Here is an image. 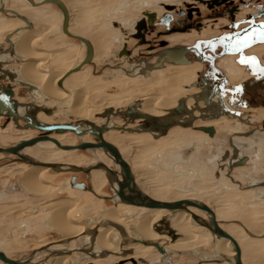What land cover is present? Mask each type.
Wrapping results in <instances>:
<instances>
[{
	"label": "bare ground",
	"instance_id": "1",
	"mask_svg": "<svg viewBox=\"0 0 264 264\" xmlns=\"http://www.w3.org/2000/svg\"><path fill=\"white\" fill-rule=\"evenodd\" d=\"M34 1L36 3H41L44 0ZM87 1L89 0H62V2L68 8L70 14V33L88 39L92 43V46L94 48V56H99L100 58L104 56L102 44H97V42L91 39L90 36L88 37L87 35L83 34L85 20H82L81 17L87 15L89 16L91 13H94L98 9L92 6H86L85 3H87ZM47 5L53 4H46L40 7H47ZM31 7L33 6L28 0H0V13L4 12L3 14L12 15V17L15 18L5 20L0 23V35L3 30H9V32L6 34V36L8 37V35H10L12 32L18 29H22L10 39V42L13 43V48L11 49V45L6 43L5 39V43L3 45H9L10 47L7 49H2V52L0 51V65H2L5 70H8L7 68H5V66L11 67L8 62L9 60H13V63H19L18 67L11 68V70L13 71L11 72L16 76L14 82L12 83L17 84L18 86H27L30 89L29 92L31 101L25 104L29 106L19 107L20 117L25 116L26 113L30 111L34 106H38L41 108V111L37 114L36 118L39 122L45 124L78 123L82 130L90 129V126L87 124V122L95 124L99 127L106 126L109 130L104 133L103 137L105 141L116 146L120 150L123 158L128 162L132 169L133 178L136 185L146 196L159 201L173 202L189 198L190 200L196 199L195 201L204 203L215 212L216 220L220 224L222 229H224L228 234H230L238 241L243 254L244 246H246V240L242 238V230L240 228L238 229L236 226L225 228L221 224L222 221H226L230 217L232 209H228L226 205H222L220 206V208L218 206V208L213 207L214 205L212 203V200L203 194L198 197H185V195H182L179 192H174L171 188L172 185L162 186L152 182L153 180L150 181V177H153L154 173L148 170H142V165L147 161L146 158L149 157V154L152 151H161L162 149H171V151L169 154L167 153L170 163H167L163 166L159 165L161 166V168H164L168 171H174V167L178 164L190 166L191 158L193 156H198L196 150L197 148H199V145L196 142H192L187 143L179 148V146L177 145L178 141L181 140L182 137H187V140L195 138L196 141L200 142L203 134L197 130L193 131L194 129L190 130V128H192L193 125L195 128H199L213 125L214 123H217L219 125L217 128L221 134L226 131L224 133L225 135L223 136L224 140H226L228 139L226 135H234L238 131H243L246 129V126L244 124H241L240 122H234V126L229 125L230 119H233L231 118V116H233L234 118H238L235 115L237 112L230 111L228 108L223 106L219 107V105L223 104L222 102L221 104L220 102H217V100H214L212 102V100L210 99L211 92L209 90H205L203 92H200L198 90H190L188 92L191 98H188L187 100L182 99L181 101H179L181 98H185V96L188 94L178 97L176 95V92L178 91L176 90V87L177 85L187 84V81H191L194 78L193 76H195V70L197 69L195 67L168 68L165 70L159 69V72H163L165 74L162 79L165 83L164 86L159 85L160 83L158 84V81L155 80L150 82L148 81V83L134 84L137 86L133 89L128 90L122 85L126 84L127 82H129V80L134 78L121 76L119 78L121 80L123 79V82L120 81V84L118 83L114 85L116 89H119V91L121 88V92L117 94H98L101 93L105 84L101 81H93L94 83L92 82V84L90 85L80 86L81 84L77 82L78 78L76 77V79L74 77L81 71H83V69L85 70L91 65L85 66L81 71L73 73L65 79V75L73 69L77 68L85 58L82 61L78 60L74 65H71V62L74 59H77L79 55V50L74 46L52 51H46L37 48V44L42 41L45 34L49 33L51 29H53V25L61 26V32L63 33V14L59 9L61 12V21L53 22L54 19L51 16L41 14L37 15L33 13L28 14L27 12H25V9H29ZM72 12L79 13L72 14ZM14 13L16 15H14ZM19 15L27 20V22L32 26V29H28L29 26L25 21L21 20L18 17ZM72 16H77V18ZM138 18L141 17L137 16V18H134V20L131 21V26L134 25L135 21ZM43 23H47L48 25L52 26L50 28L42 27ZM61 32L59 33L61 34ZM116 39L118 40V42H120V44L123 41L122 37H117ZM3 45L1 46L4 47ZM82 46L86 48L84 44H82ZM256 52L257 54L263 53L264 47L257 49ZM93 60L95 63V58H93ZM226 62H228V59L227 61L225 60V62L221 64V66L226 70L229 79H231V82H238L240 80L238 76L241 70L238 67V69H236L233 66H227ZM44 68L47 70L46 72L44 71ZM159 72L153 71L154 74H158ZM139 74L144 75L145 71H140ZM188 75H191L190 80L188 79ZM180 78L181 80L179 81ZM77 83H79L78 86ZM74 85L78 87L77 90L75 88H71L74 87ZM16 89H18V87ZM198 93H202L204 97H208L209 101L201 98V96H192L197 95ZM135 94L140 95V97L137 96L135 101L133 102L138 103L136 108L141 114L155 118H165L171 116L174 121H179L182 123H189L190 121H193V125L191 127H172V130L169 129L170 132L168 131L165 136H161L156 132H147L144 130H140L142 129V120L128 122L127 119L117 116L119 112L124 110H121L120 108H124L127 104V102L125 103L126 97H129L130 95L134 96ZM205 94H207L208 96H205ZM177 103L178 105L181 104L182 108L179 109L178 112L170 114L171 110L174 109L173 107H175ZM205 107H208V109H211V111L213 110L217 112L220 110V112L216 116H207L203 113V109ZM109 108L114 109L113 115L108 119L101 118V113ZM44 111H49V113H45ZM257 112L260 114V116L264 115V109H259L257 110ZM96 116L99 118L95 119ZM52 117L55 119V121L58 122L49 120ZM65 118H68L69 122H67ZM239 120L244 122L242 119V115L241 119ZM19 124L21 125L20 121ZM246 125L251 126L248 123H246ZM114 128H125L126 130L122 131ZM30 130L32 129L25 130L26 132L24 133H30ZM32 131L36 132L37 134H41L36 130ZM65 135H68V133H54L51 134L50 137L52 139L58 140L63 146H75L72 143H62L60 138ZM199 136L200 139L198 140ZM129 137L131 138L127 139ZM78 138H80L81 143L95 142V138L92 135H86L82 137L78 136ZM3 139L14 138L3 136ZM30 139L31 137L23 138L21 140H18L17 142L20 143L22 141ZM84 139L86 140L84 141ZM209 142L203 140L202 144H206ZM234 143L236 146L230 145L231 149L233 150L232 159H229L230 153L229 151H227L223 159L226 164L220 169L212 165L217 156H215V159H209L207 161L209 162V164L206 168V173L213 174L214 178H216L214 182H217L219 186L226 188L228 195L223 196L225 198H223V202L226 201L234 203L233 206H239L244 203L247 206V209L243 210L244 212L240 211V214L244 213V216H246V214H249L252 217V215L257 214L256 209L259 207L258 204L264 202V182L263 180H260V176H257L255 174V172H259L260 169H258L257 166H255L253 174L250 176L248 173L246 175L241 174L239 176V179L235 176L238 182H236L232 178L231 174L233 170L238 167L236 166L238 159H246L243 157L244 155L239 154V151L236 147L240 146L241 143H246L248 146H250L254 144V141L249 137H247V139L236 137V139L234 138ZM132 145H136V147L132 148ZM234 150H236L238 153V156H236L237 159H233ZM71 152L74 151H63L59 149L54 143L49 141L39 142L33 146L23 149L19 154L20 158H23L24 160L23 162H21V164H26L27 166L21 172L22 178L20 181V187H22V191L31 192V194L33 193L46 195L59 189L57 185L46 180L47 175H56L62 172L81 173L79 171H76V168H78L79 166H76L75 163L48 161L56 153L64 154ZM84 152L89 153L92 158L79 157V164L84 165V167L81 168L91 169L96 165H104L105 167H108L116 172V175H113L108 172L105 167L101 169L90 170L89 174H87L89 187L85 192L90 191L95 196L100 198V195L98 193H100L101 190L109 183L110 189L113 191L114 196L109 198H101L111 200L114 203V206L112 208L103 209L97 216L91 219V221L98 219L96 221L97 228L93 230V227L92 229L89 227V229H86V226L83 223L76 222L72 218V214L78 203L77 201L71 200L70 197H64L56 199L52 203H48L47 210L51 213L49 224L55 229V231L61 233V235L65 238V244L62 245L65 247L55 248L54 250L52 248L55 245L47 247L34 253L28 259L20 261L22 264H33L32 262H34L36 258H38L40 255H43L44 253H49L50 256L47 262H45L44 264H66L68 261L72 264H94L96 263L95 261L97 259H102L104 257L105 259H109L112 256L123 261L134 257H139L141 259L151 257L149 259H144L148 262L144 260H141V262L143 264H166L163 261V256L157 251L156 248H154L153 246H145L141 243H133L134 240L140 242H148L149 244L159 243L166 249L168 253L167 259L170 261H173L171 259L173 256L182 255L184 254V252L193 251L192 253L197 258L202 260V263L205 262L204 264H230V262L232 264H236L237 252L235 247L229 241L214 235L210 230L198 225L192 217V214H196L203 222L210 224V215L195 208H190V212L167 211L163 209H148L122 203L116 196L118 182L122 181V171L119 168L120 166L116 164L114 157L109 152L103 149H90ZM126 153L128 157L126 156ZM4 155L7 154H0V157ZM142 155L147 156L143 158ZM164 155L163 153H160L158 157L163 158ZM11 156L16 158H12ZM201 156L202 154L200 153V157ZM259 156L255 157L257 165H259V162L261 160ZM8 157L13 162H17V160L19 159V156L16 155H8ZM199 159L200 158H197L196 160ZM43 164H56L58 166L56 168H52L50 166H42ZM230 165H235L232 171L229 170ZM16 169L17 167L9 171H14ZM225 169L228 170L225 174V177L228 178L231 183H234L236 185L240 183L241 185H238L240 187L242 186V184L244 185V183H246V179H248L249 186L246 187L247 189L236 192V190H234V188L229 185L228 180L223 175L221 176L220 172H223ZM238 169L240 168H237L236 170ZM155 170L158 171V167H155ZM195 171H197V169L190 170V172ZM166 172L167 171H165V173ZM70 185L71 184H69L68 186ZM178 191L181 192L182 189H179ZM78 193L83 194L81 190H79ZM162 221L164 222V224H161ZM115 225L121 227L123 232L114 227ZM197 226L204 228L205 231L195 232L194 227ZM169 229L175 231V233L178 235L177 240L173 241L172 238L168 236ZM235 234H237L239 238L236 237ZM209 236L214 241L211 245V247L214 249L213 251L204 249L202 247L203 241ZM79 239L83 240L84 242L78 243L79 249L76 248L77 250H74V246H72L73 248H70L72 243L76 240L78 241ZM4 244L5 242L0 241V251L6 253V251H4L3 249ZM125 251H131L132 255L123 258L122 253ZM74 252L76 253L74 254ZM146 252H150V254H147ZM0 264L4 263L0 261Z\"/></svg>",
	"mask_w": 264,
	"mask_h": 264
},
{
	"label": "rangeland",
	"instance_id": "2",
	"mask_svg": "<svg viewBox=\"0 0 264 264\" xmlns=\"http://www.w3.org/2000/svg\"><path fill=\"white\" fill-rule=\"evenodd\" d=\"M192 1L198 2V0H89L87 1V3H85L86 6H92L98 9L94 13H91L89 16L87 15V16L81 17L82 20H85L84 27L82 26L84 30L83 34L87 35L88 37L90 36V38L95 40L97 44H100V43L102 44V50H103L104 56L102 55L103 57H100V58L99 56L95 57L96 64L91 65L90 70L87 73V77H85L84 80L80 81V84H81L80 86L90 85L92 84L93 81L94 82L101 81L105 84H104V87L101 93H98V94L100 95L110 94L111 91L115 92V93L111 92V94L120 93L121 88H120V91L119 89H114L113 91L112 88H113V85H116L118 83L120 84L121 82H123V79L121 80L119 78L121 77V75L117 72L115 73L116 75H113V74L107 75L104 73L105 70L108 69V66L112 64L111 61L113 60V58H116L114 57V54H115L114 49L119 46L118 43L116 42V38L123 37V40H124V37H127L128 39L130 38L132 39V37L129 36V34L131 33L130 32L131 31V21H133L134 18H137V16L138 17L144 16L147 18L148 14H154V13H155L154 15L158 16V15L165 13L166 11L171 12L173 9L174 10L176 9L177 12H180L182 9L186 10L187 9L186 6H189L190 4H192L191 3ZM252 1L253 0H246L244 2V3H248V5L251 4V6L250 7L242 6V11L239 15L240 16L239 23L242 25H238L236 28L242 29L248 25L252 12H255L257 9V7L252 3ZM255 1H256V4L261 3V5H264L262 1H259V0H255ZM195 6H198L200 8L196 10H192L193 11L192 23L194 25L193 30H196V31L201 30L204 27V23L207 21V24L211 25V28L208 25H206L203 31V35L212 36L211 35L213 33L212 30L218 33V34L216 33L217 35L215 36H212L210 38H205V39L210 41L214 38L230 36L235 33L230 26L229 17L225 15L226 13L225 8L216 7L214 9H210L209 6L206 5V3H198V4H195ZM25 12H27L28 14L33 13L37 15L41 14V15L51 16L54 19L53 22L61 21V12L59 8L55 5H47V7L45 6V7H40V8L31 7L29 9H25ZM74 13L77 14L79 12H72V14ZM72 17L77 18V16H72ZM12 18H13L12 15H5L3 13H0V23L5 20L12 19ZM200 24L202 25L200 26ZM51 26L52 25H48L47 23L42 24V27H46V28H50ZM52 28L53 29H51L49 33L45 34L42 41L37 44L36 46L37 48L43 49L46 51H52V50H57L61 48L64 49L66 47L74 46L75 48L79 50V55L77 59H74L71 62V65L76 63V61L81 60V59L83 60L85 58L86 48L82 46V44L79 41L68 38L62 32L61 34L64 38L60 37L59 31H61V27L58 25H53ZM161 31H164V28L161 27L159 24H155L154 28L150 30L148 33V39L150 41L159 39L158 37ZM8 32L9 30H5V31L3 30L1 32L2 36L0 35V46L3 45V43L5 42V39L7 37L6 34ZM197 39H200V38H197ZM243 40L245 41L246 39H243ZM134 42L135 41H129L130 44H128V48L131 51H134L137 48L135 47ZM145 51H146L145 47H143L141 48L139 52H135L133 57H131L128 60L127 66L131 65V62L138 63L142 61L143 59H146V57L143 55ZM221 53H222L221 50L218 49V55H221ZM118 55H119V52L117 53V56ZM213 55H216V54H213ZM233 61H234L233 59H231V61L230 59H228L229 63L227 65L233 66L234 68L238 69L237 66L240 64H238L237 58H236L237 64L234 63ZM18 66H19V63H14V64H11L10 68L18 67ZM203 66H204V69L201 70L200 78L196 80L195 83L190 84L189 85L190 88L185 87L184 84L177 85L176 90L178 91L176 92L177 93L176 95L178 97H181L182 95L185 96L187 94L186 90L191 89V88L201 90L202 88L201 79L203 78L204 74H206L208 71L211 70L210 66L207 63L203 64ZM240 66L244 69L242 65ZM44 71L46 72L47 70L44 68ZM220 72L222 73V75H224L222 77L225 78V81L228 82L227 88L233 89V87L236 85H231L229 83V80L226 78L225 74L223 73L221 69H220ZM245 73L249 74V72L246 70H245ZM245 73L242 70V73L238 76L240 80L248 77V75H246ZM164 76L165 74L163 72H159L158 74L154 76H151L150 72H148L149 82L157 80L158 84L160 83L159 85H162V86L165 85L164 80H162ZM190 77L191 75H188L189 80H190ZM222 77L218 75L217 80L222 81L223 80ZM180 80L181 78L179 79V81ZM9 82L10 81L7 80L4 82V84H7ZM142 83H148V81H145L139 78L138 79L134 78V79L129 80V82H127L126 84L122 86L130 90L137 86L134 84H142ZM78 84L79 83H77V86ZM77 86L74 85V87H71V88H75L77 90L78 89ZM17 87H18V90L15 93V97H17L18 100L22 102L29 103L31 101L29 87L18 86V85ZM193 91H196V90H193ZM137 96L140 97V95L138 94H135L134 96L130 95L129 97H126L125 103L127 102V104L125 105V107L127 108L129 106L128 105L129 103L131 104L133 101H135ZM188 98H191V97H188ZM181 99H184V98H181ZM244 107L253 108L251 105L249 106L247 105ZM250 115H255V116H252V119L254 120V124L257 126H260V128L264 130V121H262V119H264V115L260 116V114L258 115L257 113L256 114L252 113ZM97 118L99 117L96 116L95 119ZM49 120L55 121L53 117ZM65 120L69 122L68 118H65ZM6 122H8L6 118L0 119V126H1L0 127V147L8 148L16 144L18 140L37 135L36 132L31 131V130H30V133L29 132L24 133L23 131H21V129H18V127H14V126H12V128L6 134V132H4L1 129V128H6ZM55 122H58V121H55ZM212 126L214 129H217V132H215L213 136L203 131L201 132L203 134L202 140L200 141L201 144H198L199 148H197L196 150V153L198 154V156H193L191 158L190 166L178 164L174 167V171L173 170L168 171L164 168H161V166L159 165L163 166L167 163H170L168 154L171 151V149L170 150L162 149L161 151L160 150L152 151L149 154V157L146 158L147 161L144 162L142 165L143 166L142 170L143 171L148 170L154 173V176L150 177V181L153 180L152 182L158 185H162V186L172 185L171 188L174 192H177V193L179 192L180 194L185 195V197H198L203 194L212 200V203L214 205V206L212 205L213 207L218 206L220 208V206L226 205L228 209H232V213L230 214V217L226 221H222L221 224L225 228L236 226L238 229L240 228L242 230L243 232L242 238L246 240L245 242L246 246H244V250L242 254L244 264H264V240H263L264 239V202H261L258 204L259 207L256 209L257 214L252 215V217L249 214H246V216H244L243 215L244 213L240 214L241 213L240 211L247 209V206L244 203H242L239 206H236V205L233 206L234 203L226 202V201L223 202L222 201L224 198L223 196L228 195L226 188L219 186L217 182H214L216 178H214L213 174L206 173V168L208 167V164H209V162L207 161L209 159L210 160L215 159V156H217V158L214 160L212 165L220 169L226 164L223 161L225 154L227 153L228 150L231 151L230 145L224 140V137H223V134L225 132L223 134L218 132L217 127L219 125L217 123H214ZM3 136H8L14 139H3ZM130 138L131 137L127 139H130ZM199 138L200 136L198 137V140ZM204 138L207 139L206 141L208 142L210 141L211 143L209 142L206 144H202V141ZM60 140L64 144H70V143L79 144L78 143L79 138L75 134L70 135L68 133V135L61 137ZM85 140L86 139H84V141ZM195 140H196L195 138L187 140V137L186 138L182 137L181 140L178 141L177 145L179 147H182L184 144L190 143ZM216 141L218 143H216ZM254 145L255 146L253 148L246 151V155L248 156L247 160L249 163L247 167H249L250 165L252 166V164L254 163L253 162L254 155L257 152H260L261 154V159L263 160L262 166L264 167V134L255 137ZM131 147L135 148L136 145H132ZM160 153H163V155L165 154L163 158L158 157ZM200 153L202 154L201 157H200ZM126 156L128 157L127 153H126ZM146 156L147 155H142L143 158H145ZM52 157L48 161L61 162V163H64V162L75 163L76 166H79V167H84V165L79 164L80 163L79 157L92 158L89 155V153H86L84 151H74L71 153H64V154L56 153ZM197 158H200V159L196 160ZM19 163L21 162L11 161L8 157V154L0 157V196H2V198L0 197L1 198L0 199V241L5 242V244L3 245V249L4 251H6L7 255L12 259L24 261L28 259L34 253L42 249H45L47 247L55 245L52 248L53 250L55 248L65 247V246H62L65 244V241H64L65 238L61 235V233H59L58 231H55V229L51 227L49 224L51 213L50 211L47 210L48 203H52L56 199H60L64 197H70L71 200L77 201L78 203L72 214V218L76 222L83 223L86 226V229H89V228L92 229L93 227V230L97 228L96 221L98 219H95L94 221L93 220L91 221V219L97 216L103 209L112 208L114 206V203L111 200H106L105 198H101V197L109 198V197L114 196L113 191L110 189L109 183H108L109 185L107 184L108 186L106 185L107 187L105 186L106 188L104 187L101 190V192L98 193L100 195V198L95 196L90 191L89 192L81 191L83 192V194H80L78 193L79 190L73 189L71 185L68 186L69 184H71L70 183L71 178L73 176H76L77 182L86 183L87 188H88L89 181L87 178V174L84 172H81V173L62 172L56 175H52V174L47 175L46 177L47 179L46 178L45 179L49 181L50 183L57 185L59 189L56 191L50 192L49 194H46V195H39V194H33V193L31 194V192L22 191L21 189L22 187H20L21 186L20 181L22 178L21 172L22 170L26 168L27 165L19 164ZM16 167L18 170L16 169L14 171H9ZM155 167H158L159 170L158 171L155 170ZM247 167L244 169H247ZM193 169L194 170L197 169V171L190 172V170H193ZM244 169H240L239 171H243ZM165 171L167 172L165 173ZM259 176H260L259 177L260 180L264 181V171L263 170L259 172ZM246 182H248V179H246ZM229 185L232 186L234 190H236V192H240L242 190L240 189L238 185L234 183H229ZM244 185H247V183H245ZM179 189H182V191L181 192L178 191ZM249 202H252V201H249ZM22 226H25V227H22ZM194 231L203 232L205 231V229L197 226V227H194ZM235 235L236 237H238L237 234ZM79 242L84 243L83 240L81 239H79L78 241L76 240L72 243L70 248H73L72 246H74V250L79 249L78 248ZM213 242H214L213 239L209 236L203 241V243L201 242L202 247L204 249H209L213 251L214 249L211 247ZM192 252H184V254L182 255L174 256L173 257L174 262L177 264H200V263L203 264L202 261H199V258H197L194 254H192ZM75 253L76 252H74V254ZM146 253L150 254V252H146ZM49 257H50L49 253H44L43 255H40L38 258H36L33 264H44L45 262H47ZM135 258H139V257H134V259ZM149 258L147 257L144 259H149ZM119 261L121 262V259L119 260V258H114V256H112L109 259H105V257L102 259H97L95 261L96 263L94 264H118ZM66 264H72V263L68 261Z\"/></svg>",
	"mask_w": 264,
	"mask_h": 264
},
{
	"label": "flooded vegetation",
	"instance_id": "3",
	"mask_svg": "<svg viewBox=\"0 0 264 264\" xmlns=\"http://www.w3.org/2000/svg\"><path fill=\"white\" fill-rule=\"evenodd\" d=\"M245 1L246 0H198V2L192 1L191 2L192 4H190L191 6L190 5L186 6L187 7L186 10L182 9L180 12H177L176 9L175 10L173 9L171 12L166 11L165 13L158 15L157 17L155 15V19H154L152 24L149 23V17L146 18L143 16L141 18H138L135 21L134 25L131 26V31H130L131 33L129 34V36L132 37V39H134V40H132L131 38L128 39L127 37H124V40L120 44V42H118V40L116 39V42L119 45L117 48L114 49L115 50L114 57H116V58H113V60L111 61L112 64L108 66V69H106L104 73L107 75L109 73L116 75L115 73L117 72L121 76H128L130 78L133 77V78H137V79L139 78V79H143L145 81H149L148 72H150L151 76H154L156 74H153L152 72L153 71H160L159 69L165 70L168 68H194L195 67L197 69L195 70V76H193L194 78L191 81H188L187 84H184L185 87L190 88L189 85L195 83L196 80H198L200 78L201 70L204 69L203 64L207 63L210 66L211 70L208 71L206 74H204L202 79H205L208 81L207 82L208 86L205 88H201V90L200 89H192V88L186 90L188 95H186L184 99H186V98L188 99V97H191L189 95V92H188L189 90H198L200 92H203L205 90H209L211 92L210 93L211 94L210 99L212 100V102L214 100H217V102H220V104H221V102L223 103L222 105H219V107L223 106V107L228 108L230 111L241 113L242 119L244 122H242L241 120H239L236 117L234 118L233 116H231V118H233V119H230V121H229L230 126H232L234 122H237V123L240 122L241 124H244L246 126V129L243 131H238L234 135H229V136L226 135V137L228 139H226L225 141L229 145H233V146H236L234 143V138L236 139V137L241 138V139H247V137H249V138H252V140L254 141L256 136L264 134V130L261 129L260 126H257L254 124V120L252 119V116H255V115H250V114H252V113L256 114L257 113L259 115L257 110L264 109V92H260V91L253 92L251 90H245V91H240L238 94L232 96L229 92H227V90H232V89H228L227 85H224L225 78L222 77L224 75H222V73L220 72V69H221L223 71V73L225 74L226 78L229 80V83L231 85H236L233 87V89H234L238 86H241L247 82L252 81L253 79L260 77V75L256 74V72L259 70H264V52L261 54H257V52H256L257 49L264 47V39L261 38V34L264 33V5H261V3L256 4V1L253 0L252 3L257 7V9L255 12H252L248 25L242 29H239L236 27L238 25H242L239 23L240 22V16L239 15L242 11V6H244V7L245 6H248V7L251 6V4L248 5V3H244ZM259 1H262L264 3V0H259ZM198 3H206V5L209 6L210 9H214L216 7L225 8V11H226L225 15H227L229 17L230 26L235 33L233 35H230V36L218 37V38H214V39L209 41L205 38H210L212 36L217 35L218 33L214 32V30L211 29L214 33L212 36L203 35V31H204L206 25H208L207 21L204 23V27L201 30H199V31L193 30L194 25L192 23V21H193V11L192 10H196V9L200 8L198 6H195V4H198ZM177 9H179V8H177ZM164 16H165V18L163 21L162 19ZM13 19H15V18L13 17ZM142 20H145L147 22V30L144 31L145 40L147 42L145 44H142L141 40H137L134 38V35L136 34V31H137L136 30L137 24ZM155 24H159L161 27H163L164 31L160 32V35L158 37L159 39L154 40V41H150L148 39V33L150 30H152L154 28ZM174 24H175V26H174ZM201 25L202 24H200V26ZM208 26L211 28V25H208ZM59 32H61V31H59ZM61 35L62 34H60V36ZM197 38H200V39H197ZM243 39L247 40L246 44H240L239 43L240 41H244ZM129 41H135L134 42L135 47H137L136 50H134V51L129 50V48H128V44H130ZM4 46L6 48L3 47V49H7L8 47H10L9 45H4ZM124 47H127L128 51H130L131 54L129 56H124L122 58H119V55L117 56V53L119 52V54H120L122 52V50L124 49ZM143 47H145V50H146L143 54L146 57V59H143L144 61L142 60L138 63L131 62V65L127 66L128 60L131 57H133L135 52H139L141 50V48H143ZM176 48H181L183 50V57L189 63H187V64H176V63L169 61L171 58V53H168V51L171 49H176ZM218 49L221 50V52H222L221 55H218ZM213 54H216V55H213ZM235 57L237 58L238 64H240L244 67V69H243L240 65L237 66L239 69H241L240 74L242 73V70L244 73H245V70L248 71L249 74L245 73L246 75H248V77L240 80L238 83L233 84V83H231V80L229 79L226 70L221 66V64H223L225 62V60L227 61V59H233L234 60L233 62L236 63ZM94 58H95V56H94ZM175 58L179 59V60L182 59V57H179V56L177 57V55ZM8 62H9V65L14 64L13 60H9ZM93 64L94 65L96 64V62L94 63V60H93ZM227 64H228V62H226V65ZM89 67H91V66H89ZM5 68H7L9 71H12L9 66L8 67L5 66ZM143 70L145 71V74L140 75L139 74L140 71H143ZM132 74H133V76H132ZM136 74H138V75H136ZM218 75H220L223 78L222 81L217 80ZM115 78H117V77H115ZM202 79H201V82H202ZM227 84H228V82H227ZM11 85L14 86L15 93H16L18 90V89H16L17 84L11 83ZM202 87H203V85H202ZM112 89L114 91V89H116V87L113 85ZM111 92H110V94H111ZM112 93H115V92H112ZM192 96H201V98H204L207 101H209V98L204 97V95H202V93H198L197 95H192ZM205 96H208V95L205 94ZM15 100H17L20 104H26L27 103V102H22V101L18 100L17 97H15ZM181 100H179V101H181ZM179 101H178V103H179ZM247 102H249L253 108H245L244 106H247ZM178 103L173 108H176L178 106ZM240 108H241V110H240ZM120 109L121 110L126 109V107L120 108ZM219 112H220V110L217 112H215L213 110L211 111V109H208V107H205L203 109V113L207 116H216V115H218ZM0 119H2V117H0ZM262 121H264V119H262ZM245 122L250 124L251 126H247ZM20 123H21V125H24V123L22 121H20ZM231 123H232V125H231ZM237 123H236V126H237ZM12 126L17 127L16 124L13 122V119H11L9 122H6V128H1V129L4 132H6V134H7V132L12 128ZM205 127H213V126L209 125V126H205ZM200 128L201 127L195 128L193 125V127L190 128V130L194 129L193 131H196V130L200 131ZM229 128H231V127H229ZM21 131L26 132L25 130H21ZM200 132H202V131H200ZM215 132H217V129H215ZM218 132H219V130H218ZM224 132H226V131H224ZM69 134L72 135V133H69ZM39 135L40 134L34 135L31 137V139H33ZM224 135L225 134H223V136ZM240 135H247V136H240ZM201 140H202V138L200 139V141ZM203 140L206 141L207 139H203ZM192 142H196L198 144H201L199 141H196V140L192 141ZM192 142H190V143H192ZM18 143L19 142H16V144H18ZM78 143L79 144L81 143L80 138H79ZM216 143H218V142L216 141ZM16 144H14V145H16ZM74 145H78V144H74ZM254 146H255L254 144L248 146L246 143H241V145L237 146L236 148L238 149L239 154L244 155L243 157L248 159V156L246 155V151L250 150ZM179 148H181V147H179ZM179 148H177V149H179ZM228 151L230 153L229 159H232L233 150L231 149L232 152L230 150H228ZM256 156H259L261 158L260 152H257L254 155V159H253L254 163L252 164V166L250 165L249 167H247L249 164L247 162L246 165L238 166L233 170L231 176L236 182H238V181L236 180L235 176L238 177V179H239V176L241 174L246 175L248 173L250 176L253 174L255 166H257L258 169L260 168L259 172L261 170L264 171V167L262 166L263 160L261 159L259 162V165H257L256 160H255ZM12 158H16V157H12ZM239 159H238V161H241L243 158H239ZM19 164H21V163H19ZM246 167H247V169H244ZM237 168L244 169V170L239 171L240 169L236 170ZM227 171L228 170L225 169L223 172H221V176L223 175L225 177V174ZM259 172H257V173L255 172V174L257 176H259ZM234 174H235V176H234ZM228 181H229V183H231L230 180H228ZM246 183H247V185L242 184L241 187L239 186L240 189L246 190L247 189L246 187L249 186V183L248 182H246ZM22 227H25V226H22ZM173 257L171 259L173 260L172 262L174 264L175 262H174ZM131 259H134V258H131ZM135 259L139 261V264H140L141 260H144L141 258H135ZM121 261H123V260H121ZM144 261H146V260H144ZM199 261H202V260L199 259ZM146 262H148V261H146ZM126 264H131V263H126ZM141 264H143V263L141 262ZM212 264H214V263H212Z\"/></svg>",
	"mask_w": 264,
	"mask_h": 264
},
{
	"label": "water",
	"instance_id": "4",
	"mask_svg": "<svg viewBox=\"0 0 264 264\" xmlns=\"http://www.w3.org/2000/svg\"><path fill=\"white\" fill-rule=\"evenodd\" d=\"M30 4H32L33 7H40L46 4H53L56 5L63 14V27L62 31L63 33L68 36L71 39L80 41L82 44L86 46V56L83 62L72 71L68 72L65 75V79L68 78L73 73L79 72L87 65H93V58H94V48L92 46V43L86 39L85 37L74 35L70 33L69 30V24H70V14L68 11V8L66 5L62 2V0H44L41 3H36L34 0H28ZM4 13V12H2ZM14 15H16L14 13ZM21 20L25 21L26 24L29 26L28 29H32V26L25 20L21 15L18 16ZM149 23L152 24L155 15L149 14ZM165 16L163 17L164 21ZM22 29H18L14 32H12L8 37L6 38V43L11 45V49L13 48V43L10 42V39L12 36L20 32ZM136 34L134 35V38L137 40H141L142 44L147 43L145 40L144 31L147 30V22L145 20L140 21L137 24L136 27ZM3 47H0V51L2 52ZM168 53H171L170 62L176 63V64H187L189 63L184 57H183V50L181 48L171 49L168 51ZM131 53L128 51L127 47H124L122 52L119 54V58H122L124 56H129ZM179 56L182 57L181 60L176 59L175 57ZM256 74L260 75V77L253 79L250 82H247L241 86H238L232 90H227L232 96L238 94L240 91L245 90H251L253 92L260 91L264 92V70H259L256 72ZM16 76L11 71H6L2 65H0V117H4L9 122L11 119L16 123L19 129H32L40 132V136L22 141L18 143L17 145H13L8 148L0 147V154H8V155H16L19 156L18 162H23V158H20V152L30 146H33L39 142H45L49 141L54 143L59 149L63 151H87L90 149H103L107 152H109L115 159L116 164L120 166V169L122 171V181L118 182V189L116 192V196L120 199L122 203L137 206V207H144L148 209H163L167 211H187L190 212V208L198 209L199 211L205 212L208 215L211 216V223H205L203 222L200 217L196 214H192V217L194 221L206 229L210 230L214 235L229 241L236 249L237 257H236V264H244L242 259V250L238 243V241L233 238L230 234H228L220 224L216 220V214L215 212L205 205L204 203H201L199 201L190 200V199H182L178 201L168 202V201H159L155 200L153 198H150L146 196L136 185L133 173L130 165L128 162L123 158L120 150L105 141L104 139V133H106L109 129L106 126L99 127L95 124H92L90 122H87V124L90 126L89 130H82L79 126V124H73V123H62V124H45L42 122H39L36 118L37 114L41 111V108L38 106H34L30 111L26 113L25 116L20 117L19 115V107H26L29 105L20 104L17 100H15V89L14 86L11 85L12 82H14ZM9 80L10 82L7 84H4L5 81ZM207 80L202 79V88L207 87ZM61 85V83H60ZM224 85H227V82H224ZM224 90V89H223ZM137 102L131 103L126 109H124L122 112H119L117 114L118 117H122L128 120V122H133L136 120H142L141 126L142 129L147 132H156L160 134L161 136H165L169 129L175 126L180 127H191L193 125V121H190L189 123H182L179 121H174L171 116L165 117V118H155L147 115H143L137 110ZM247 105H250L249 102H247ZM182 108V105H178L176 108L172 109L171 113L178 112L179 109ZM45 113H49V111H44ZM114 113V109L109 108L106 109L102 115L100 116L103 119L110 118ZM239 119H241V113L237 112L235 114ZM19 121H22L24 125H20ZM119 129L122 131H125V128H114ZM132 131V130H128ZM200 131H203L205 133H208L210 135H214L215 129L213 127H201ZM65 134V133H73L76 134L79 137L86 136V135H92L95 138V142H85L81 143L79 145L75 146H63L58 140L52 139L50 137L51 134ZM236 156H238V153L236 150H234L233 159H237ZM247 160L242 159L241 161H238L236 166H244L246 165ZM42 166H50L52 168H56L58 165L52 164H43ZM104 165H96L95 167L91 169H84L81 167L76 168V171L84 172L86 174H89L90 170L92 169H101L104 168ZM235 165H230L229 170L232 171L234 169ZM108 172H110L113 175H116V172L111 170L108 167H105ZM71 186L73 189L81 190V191H87V185L86 183H78L77 177L73 176L70 180ZM238 185H241L238 183ZM161 224H164L162 221ZM119 231L123 232L122 228L119 226H114ZM168 228V227H167ZM168 236L172 238L173 241L177 240L178 235L175 233V231L169 229L168 230ZM133 241V240H132ZM133 243H141L145 246H153L157 249V251L163 256V261L166 264H173L172 261L168 260V253L164 247H162L159 243H153L149 244L148 242H140L134 240ZM129 255H132L131 251H125L122 253V257L125 258ZM0 261L4 264H22L19 260L10 258L6 253L0 251ZM139 264V261L136 259H129L125 261H121L118 264ZM27 264V263H24ZM201 264V263H200ZM230 264H232L230 262Z\"/></svg>",
	"mask_w": 264,
	"mask_h": 264
},
{
	"label": "crops",
	"instance_id": "5",
	"mask_svg": "<svg viewBox=\"0 0 264 264\" xmlns=\"http://www.w3.org/2000/svg\"><path fill=\"white\" fill-rule=\"evenodd\" d=\"M214 33H212L211 35H213ZM208 36H210V35H208ZM60 37H62V36H60ZM62 38H64V37H62ZM79 61H82V59L81 60H79ZM77 62V61H76ZM75 64V63H74ZM73 64V65H74ZM89 70H90V67L88 68V69H83V71H81L79 74H77L74 78H78V80H77V82H79L80 83V81H82V80H84V78L85 77H87V73L89 72ZM76 78V79H77ZM68 88V87H67ZM183 143V142H182ZM2 198V197H1ZM0 198V199H1Z\"/></svg>",
	"mask_w": 264,
	"mask_h": 264
},
{
	"label": "snow or ice",
	"instance_id": "6",
	"mask_svg": "<svg viewBox=\"0 0 264 264\" xmlns=\"http://www.w3.org/2000/svg\"><path fill=\"white\" fill-rule=\"evenodd\" d=\"M261 38L264 39V33L261 34ZM240 44H246L247 43V40L245 41H240L239 42ZM243 62V61H242Z\"/></svg>",
	"mask_w": 264,
	"mask_h": 264
}]
</instances>
